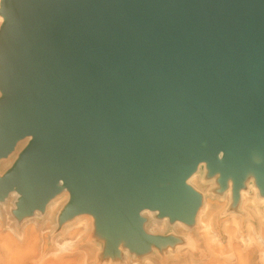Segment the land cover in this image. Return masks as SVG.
Instances as JSON below:
<instances>
[{
  "label": "water",
  "instance_id": "water-1",
  "mask_svg": "<svg viewBox=\"0 0 264 264\" xmlns=\"http://www.w3.org/2000/svg\"><path fill=\"white\" fill-rule=\"evenodd\" d=\"M0 15V159L30 137L0 177L17 217L63 185V218L92 213L109 249L142 253L159 239L142 210L193 219L200 162L264 192V0H1Z\"/></svg>",
  "mask_w": 264,
  "mask_h": 264
},
{
  "label": "rangeland",
  "instance_id": "rangeland-1",
  "mask_svg": "<svg viewBox=\"0 0 264 264\" xmlns=\"http://www.w3.org/2000/svg\"><path fill=\"white\" fill-rule=\"evenodd\" d=\"M23 139H26L25 145L16 143L13 151L0 159V177L16 161L30 137ZM14 153V158L7 160ZM254 160L260 162L262 158L255 153ZM250 172L235 190L230 176L221 181L218 171L201 162L193 176L186 180L200 196L193 219L190 222L172 220L157 210H142L143 230L159 238L142 253L133 252L123 238L115 249H109L106 235L92 213L63 218L62 212L70 197L59 201L54 216H46L47 203L69 193L61 185L60 192L42 210L23 217H17L13 210L16 224L0 212V264H256L259 254L248 251L253 233L249 227L255 224L259 231L258 217L264 214V192L254 172ZM13 197L11 192L0 202ZM148 211L154 219L146 215ZM198 211L202 213L197 224ZM37 213L40 214L38 219ZM82 216L89 217V223L77 220ZM164 219H167L165 229L153 222L161 223ZM13 225L21 239L12 232ZM256 238L264 243L259 233Z\"/></svg>",
  "mask_w": 264,
  "mask_h": 264
},
{
  "label": "bare ground",
  "instance_id": "bare-ground-1",
  "mask_svg": "<svg viewBox=\"0 0 264 264\" xmlns=\"http://www.w3.org/2000/svg\"><path fill=\"white\" fill-rule=\"evenodd\" d=\"M1 2V0H0ZM3 22V17L0 15V24ZM18 146H23L26 144V139H23V140H20L17 142ZM202 144H204V142H202ZM15 156V153L10 155V157L7 159V160H12ZM217 159L218 160H221L222 159V152H219L217 154ZM7 162V161H6ZM201 163V162H200ZM199 163V164H200ZM199 164L196 166V168L199 166ZM196 170V169H195ZM194 171H192L188 177L186 178V180H189L193 174H194ZM247 175H251V172H248ZM13 193V199L11 200H7L6 202H0V212L2 214V216L4 215H8V217L10 219H13V224H16V221L14 220L13 218V210H15L17 208V201H18V198H19V193L16 192V191H12ZM70 197V194L69 193H64V195H58L57 197H55L54 199L50 200L48 203H47V207L46 209L49 210V212H45L46 216L48 217H51V216H54V210L59 206V201L60 200H63V199H67ZM12 210V211H11ZM144 211H142L143 213ZM201 211H198L197 213V216L196 217V223H200L201 221ZM199 214V215H198ZM146 215L148 217H152L151 213L148 211L146 212ZM40 217V214L37 213L36 215V219H38ZM154 219V217H152ZM89 219V217H78L77 220L80 222V221H85L86 223H89L87 220ZM258 220H259V223H258V228H259V231H257V229L255 228V224H250V229L253 231L251 237H250V249L248 250L249 253H258L259 254V259L258 261L256 262V264H264V243H261L258 241V239L256 238V234L259 233L263 242H264V214L263 215H260L258 217ZM154 224L156 226H159L161 225L162 229H165L167 228V219H164L161 223H157V221H153ZM87 225V224H86ZM179 225V224H178ZM177 223H176V226H178ZM15 225H13L12 227V232L14 233L15 236H17L18 239H21V237H18L17 235V228L14 227ZM185 229V228H184ZM182 230V229H181ZM180 231V230H179ZM23 237V235H22ZM247 264V262H246Z\"/></svg>",
  "mask_w": 264,
  "mask_h": 264
}]
</instances>
